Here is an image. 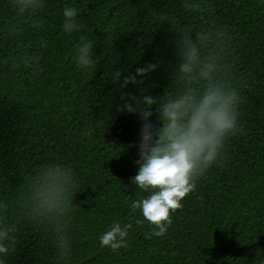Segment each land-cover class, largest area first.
Returning a JSON list of instances; mask_svg holds the SVG:
<instances>
[{
    "label": "trees",
    "instance_id": "trees-1",
    "mask_svg": "<svg viewBox=\"0 0 264 264\" xmlns=\"http://www.w3.org/2000/svg\"><path fill=\"white\" fill-rule=\"evenodd\" d=\"M66 6L78 10L71 34ZM81 35L93 42L89 71L74 59ZM179 49L194 53L191 80L176 78ZM207 62L238 90V131L156 236L132 208L147 195L131 179L142 121L123 105L199 86ZM147 64L156 67L127 79ZM57 166L75 184L49 209L34 194ZM114 220L132 225L116 251L98 240ZM0 227L16 239L5 264H260L264 0H0Z\"/></svg>",
    "mask_w": 264,
    "mask_h": 264
},
{
    "label": "clouds",
    "instance_id": "clouds-1",
    "mask_svg": "<svg viewBox=\"0 0 264 264\" xmlns=\"http://www.w3.org/2000/svg\"><path fill=\"white\" fill-rule=\"evenodd\" d=\"M77 14L75 7H64L62 29L65 33L79 31ZM179 56L183 61L179 62L176 78L191 80L196 71L194 53L179 49ZM74 59L84 71L95 67L91 39L84 35L79 37L74 45ZM155 67V64L137 67L135 74H129L127 79L136 83L137 76L143 77ZM198 79L201 81L199 86L184 84L181 89L160 97L129 94L123 105V110L137 112L142 121L139 159L134 161L138 170L131 179L147 195L134 200L132 208L139 209L142 216L155 226L153 234L156 236L166 232L171 223L170 210L181 206L182 198L195 188L196 178L219 160L225 140L238 131V90L218 75L215 62L201 65ZM153 105L158 113L159 127L150 119ZM74 184L70 170L57 166L46 174L34 195L38 203L51 209L61 202L68 203ZM131 227V223L114 220L98 236L101 247L118 250L127 243L125 238ZM15 243L10 229L0 227V264H5L4 257ZM260 264H264V260Z\"/></svg>",
    "mask_w": 264,
    "mask_h": 264
}]
</instances>
